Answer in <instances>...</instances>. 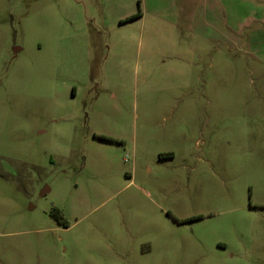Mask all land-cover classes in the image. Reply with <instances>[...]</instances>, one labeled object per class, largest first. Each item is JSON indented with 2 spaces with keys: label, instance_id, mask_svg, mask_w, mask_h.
<instances>
[{
  "label": "rangeland",
  "instance_id": "rangeland-1",
  "mask_svg": "<svg viewBox=\"0 0 264 264\" xmlns=\"http://www.w3.org/2000/svg\"><path fill=\"white\" fill-rule=\"evenodd\" d=\"M216 1L0 0V264H264V2Z\"/></svg>",
  "mask_w": 264,
  "mask_h": 264
},
{
  "label": "crops",
  "instance_id": "crops-1",
  "mask_svg": "<svg viewBox=\"0 0 264 264\" xmlns=\"http://www.w3.org/2000/svg\"><path fill=\"white\" fill-rule=\"evenodd\" d=\"M230 1H233V0H217L216 2H215V12H216V21H217V23L219 24V17H220V13H221V7H222V5H224V6H228L229 5V3H230ZM241 1H243V0H241ZM258 1V0H257ZM264 2V0H259V2ZM223 2H227V5L226 4H221V3H223ZM244 2V1H243ZM251 6H250V9H254L255 10V6L254 5H252V4H250ZM261 6H263V5H261ZM262 8H264V7H260V9L262 10ZM141 13V15H143L142 14V12H140ZM211 13H213V12H211ZM140 15V16H141ZM246 16H248V17H253V18H255V19H257V20H259V21H261V19H263L264 18V16L263 15H257V13H256V11H254V13H251V12H249ZM261 18H259V17ZM219 28V27H218ZM217 38H218V40H219V37L217 36ZM231 43H233L234 44V39L232 38L231 39ZM228 44H230L229 43V41H228ZM172 154H170L169 156H171Z\"/></svg>",
  "mask_w": 264,
  "mask_h": 264
},
{
  "label": "trees",
  "instance_id": "trees-1",
  "mask_svg": "<svg viewBox=\"0 0 264 264\" xmlns=\"http://www.w3.org/2000/svg\"><path fill=\"white\" fill-rule=\"evenodd\" d=\"M141 15V13L139 12L138 14H135V15H133V16H131L130 18H134V17H138V16H140ZM102 138L103 139H108V140H111V141H116V139L115 138H112V137H104V136H102ZM57 212H59V211H57ZM56 212V213H57Z\"/></svg>",
  "mask_w": 264,
  "mask_h": 264
}]
</instances>
